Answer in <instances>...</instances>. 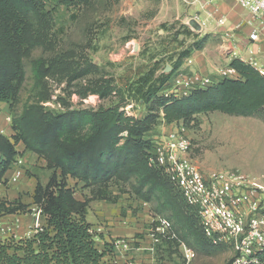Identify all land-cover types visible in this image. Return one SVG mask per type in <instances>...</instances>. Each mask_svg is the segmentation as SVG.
<instances>
[{
  "label": "trees",
  "instance_id": "trees-1",
  "mask_svg": "<svg viewBox=\"0 0 264 264\" xmlns=\"http://www.w3.org/2000/svg\"><path fill=\"white\" fill-rule=\"evenodd\" d=\"M57 1L0 0V103L8 104L12 113L25 82V59L34 49L50 43L54 18L49 6H56ZM76 1L62 3L70 6ZM173 40L177 42L176 37ZM206 42L204 37L186 49H182L183 44L172 49L164 42V57L178 54L176 61L173 55L168 58L172 68L168 73L167 65L161 68L163 56H152L140 66L128 68L122 76H104L80 87L76 94L82 99L89 95L116 97L115 103L98 109L56 112L44 106L51 100L48 91L43 92L46 78L59 74L71 85L74 79L88 75L93 65L77 71L79 68H72L66 59L40 58L32 62L36 87L42 88L36 102L13 116V135H0V183L20 156L19 144L24 152L44 160L52 173L47 184L37 183L33 205L46 222L42 231L30 238L0 241V264H106L104 259L113 254L112 244L99 249L98 235L87 221L89 205L96 200L115 204L118 197L111 187L132 180L136 181L134 193L145 201L155 197L162 201V211H170L177 226L195 239L197 247L220 248L206 239L197 210L185 202L163 171L150 163L153 136L161 124L185 125L199 115L214 112L253 117L264 110V77L239 60L229 64L237 71V79H218L212 86L182 98L168 94L184 59ZM131 103L144 106L145 114L140 118L128 116L126 108ZM70 180L90 189L92 197L77 199ZM30 212L29 206L21 202H0V217ZM174 230L187 243L186 236ZM173 245L164 248L169 251Z\"/></svg>",
  "mask_w": 264,
  "mask_h": 264
},
{
  "label": "rangeland",
  "instance_id": "rangeland-1",
  "mask_svg": "<svg viewBox=\"0 0 264 264\" xmlns=\"http://www.w3.org/2000/svg\"><path fill=\"white\" fill-rule=\"evenodd\" d=\"M62 1L58 0L56 6H49L54 18L49 45L34 49L24 61L25 82L19 104L7 116L11 118V122L6 121L9 125L12 124L14 115H20L26 105L38 100L42 86L37 88L35 84L32 71L34 60L66 59L72 64V68H79L77 71L93 65L95 68L88 75L74 79L71 85L68 79L59 74L46 78L43 92L48 91L51 100L45 102L44 106L56 112L67 109H98L101 106L109 107L116 102V97L100 99L97 95H89L82 99L76 94L80 87L104 76H122L128 68L138 67L152 56L157 59L163 56V69L169 63L168 58L173 55L164 57V42L172 49L178 44H183L182 49H186L205 37L200 36L197 28L202 10L193 4V0H78L70 6ZM175 37L177 42L173 40ZM205 38L208 39V36ZM210 38L215 46L223 43L221 34L211 35ZM222 53L223 56H228ZM177 55H173V61H176ZM173 64L174 62L171 65ZM225 67L223 65L221 68ZM165 72L170 71L166 68ZM210 76L214 77L213 74ZM0 111L11 109L6 106L5 110ZM126 113L140 118L145 114L144 106L131 103L126 108ZM183 125L180 123L165 130L164 124H161L153 138L156 140L172 128L175 130ZM184 126L192 144L189 157L203 173L238 170L253 176L264 174V110L253 117L214 112L198 116L194 122ZM7 133L10 138L11 130ZM29 167L28 170H22L26 181L46 183L49 180L52 172L38 156L30 159ZM135 183L132 180L111 187L114 196L118 197L115 204L98 200L91 202L93 213L97 209H103L108 214L107 218L98 220L93 227L106 230L118 219L126 220L127 226L136 228V231L123 238L145 242L152 223L159 217H164L170 219L174 228L185 235L186 232L172 219L170 211H162V201L156 197L145 201L134 193ZM70 186L75 189L77 198L84 200L92 197L90 189H83L71 180ZM3 198L13 202L8 195ZM186 240L187 243H184L196 254L191 264H228L232 259L233 252L229 248H199L194 238L186 236ZM156 264H184L182 250L177 243L169 251L159 249Z\"/></svg>",
  "mask_w": 264,
  "mask_h": 264
},
{
  "label": "built area",
  "instance_id": "built-area-1",
  "mask_svg": "<svg viewBox=\"0 0 264 264\" xmlns=\"http://www.w3.org/2000/svg\"><path fill=\"white\" fill-rule=\"evenodd\" d=\"M198 1V0H197ZM204 8L217 0H199ZM248 14L249 43L244 50L236 43V33L243 23L223 33V49L231 60L249 65L264 77V0H234ZM215 11L210 14L214 16ZM227 19L217 20L227 27ZM237 71L230 65L220 68L214 77L180 69L174 78L170 94L182 98L192 91L212 86L218 79H237ZM11 122V118H6ZM176 127V126H174ZM155 140L151 165L160 168L180 190L185 202L197 210L206 239L215 247L229 248L233 252L228 264H264V174L249 175L238 170L205 174L190 159L191 140L185 126H180ZM1 136H8L0 128ZM17 160L15 166H22ZM22 176L21 169L15 178ZM41 225L30 228L28 238L42 231ZM0 223V237L11 232ZM100 231V230H99ZM93 232L96 233V231ZM147 241L119 238L113 241V254L106 264H156L160 248L177 243L182 250L184 264H191L195 252L180 240L170 220L159 217L147 231ZM148 255L145 263L139 255Z\"/></svg>",
  "mask_w": 264,
  "mask_h": 264
},
{
  "label": "crops",
  "instance_id": "crops-1",
  "mask_svg": "<svg viewBox=\"0 0 264 264\" xmlns=\"http://www.w3.org/2000/svg\"><path fill=\"white\" fill-rule=\"evenodd\" d=\"M192 2L202 10V14L199 16L200 23L199 26H197L201 34L200 36H208V39L202 49H192L189 57L184 59L182 69L198 72L206 76H210L212 74L215 76L217 70H219L223 65L227 66L230 64L231 58L229 56H223L222 52H224V45L219 44L218 46H215V43L211 41V35L216 36L218 34H221V37H223V33L225 30L232 29L237 24L243 23L241 29L236 33V43L238 44L240 49L244 50L249 43L248 35L250 32V28L245 24V21L248 18V14L244 10H242L234 0H217L215 3L206 6L205 8L199 0H193ZM214 11L215 15L211 17L210 14ZM221 17L227 19V27H220L218 25L217 20ZM168 66L170 65L167 64L166 68ZM6 106H8V104L0 103V109L5 110ZM9 115L10 111H0V128L6 129L7 131L11 130L12 132L11 125L6 122V118ZM175 125L176 124L164 125L165 130H169L172 126ZM12 135L13 132L10 133V136ZM17 150L20 153V156L17 160H23L24 165L20 167L13 166L10 170L7 171L3 182L0 183V202L6 201L3 200V197H6V195H8L9 198L13 199V202H21L25 205H28L29 209H31L32 212L27 214L4 215L0 217L2 228H4L5 230H12L11 232L5 234L3 237H0V241H5L10 238H15L17 240L28 238V233L30 232L31 227H34L36 225L43 226L46 222L45 217L42 216L41 211L33 205V195L38 182L35 180L26 181L23 174L19 179L15 178V173L18 169H21V171H25L24 168L26 170L30 169L29 161L36 155L29 152H24V146L22 144H19L17 146ZM47 182L41 183L47 184ZM73 183L76 184L75 181H73ZM79 186L81 187L82 185L79 184ZM93 210L94 209H91L89 205L87 221L92 226L93 224L98 223V220L107 218L106 216L108 214L105 213V210L97 209L95 213H93ZM111 226L112 227L110 229L106 230L102 227H98L96 229L93 227L94 231H96V234L98 235L97 243L100 250H102L106 244H111L116 239L123 238L125 236H131L136 231V228L127 226L126 220L121 221L118 219L115 223H112ZM138 257L142 258L145 263L150 262V257L146 254L139 255ZM110 259L111 257L107 256L104 259V262H107Z\"/></svg>",
  "mask_w": 264,
  "mask_h": 264
},
{
  "label": "water",
  "instance_id": "water-1",
  "mask_svg": "<svg viewBox=\"0 0 264 264\" xmlns=\"http://www.w3.org/2000/svg\"><path fill=\"white\" fill-rule=\"evenodd\" d=\"M172 69H171V67L170 66H168L167 67V71H171Z\"/></svg>",
  "mask_w": 264,
  "mask_h": 264
}]
</instances>
